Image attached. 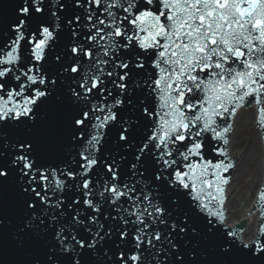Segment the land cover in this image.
Wrapping results in <instances>:
<instances>
[{
    "label": "snow or ice",
    "instance_id": "obj_1",
    "mask_svg": "<svg viewBox=\"0 0 264 264\" xmlns=\"http://www.w3.org/2000/svg\"><path fill=\"white\" fill-rule=\"evenodd\" d=\"M41 4L23 0L19 13L25 18L13 23L14 38L0 47V122L32 119L55 91L60 74L75 84L69 86L70 98L88 107L71 118L76 159L68 166H38L31 158L32 140L11 145L18 153L11 167L0 163V178L18 170L36 198L25 200L30 212L12 236L32 253L29 264H100L93 253L106 256L97 245L113 237L115 264H140L142 246L155 248L162 239L166 247L156 249L163 256L159 264H245L244 256H264V239L241 241L238 248L236 233L223 234L217 227L225 220L220 207L228 182L224 173L234 165L225 148L211 145L228 143L232 125L227 118L249 103L264 130V0H72L85 14L61 21L69 29L72 62L56 56L60 73L55 75L44 63L60 24L43 18ZM55 7L67 11L62 2ZM50 14L60 21L57 11ZM80 28L87 29L83 42ZM146 59L153 69L144 82L154 100L151 107L135 89L129 92L132 74L145 69ZM85 62L87 71L77 81L72 74L79 75ZM141 121L148 122L143 136L137 131ZM62 123L54 108L41 131L52 151ZM206 134L210 151L222 159L205 158ZM97 167L104 173L100 181L92 179ZM165 193H171L166 206L161 203ZM122 201L131 205L120 209L126 214L120 217L124 227L109 226L101 234L102 204L115 207ZM37 202L46 208L42 216L36 214ZM258 203L264 206V188ZM61 218L66 225H79L80 234L64 227L54 231ZM129 225L136 251L125 252L119 242L129 236ZM6 229L0 216V240L7 238ZM259 232L264 237V224ZM53 237L55 243H49Z\"/></svg>",
    "mask_w": 264,
    "mask_h": 264
},
{
    "label": "bare ground",
    "instance_id": "obj_2",
    "mask_svg": "<svg viewBox=\"0 0 264 264\" xmlns=\"http://www.w3.org/2000/svg\"><path fill=\"white\" fill-rule=\"evenodd\" d=\"M255 116L256 110L253 106L238 110L233 118L232 131L227 143L228 153L235 154L237 162L225 190L226 201L222 207L225 211L223 224L235 223L245 216L247 223L240 233L243 242H249L256 235L258 213L249 209L252 207L264 173L262 142L260 132L255 126ZM247 135L251 139L245 145Z\"/></svg>",
    "mask_w": 264,
    "mask_h": 264
},
{
    "label": "water",
    "instance_id": "obj_3",
    "mask_svg": "<svg viewBox=\"0 0 264 264\" xmlns=\"http://www.w3.org/2000/svg\"><path fill=\"white\" fill-rule=\"evenodd\" d=\"M13 18H15V20H16V17H14L13 16ZM11 23H12V20H8V26H9V30H11V28H12V25H11ZM15 23V22H14ZM11 25V26H10ZM57 40H58V43L60 44V45H62L63 43H62V41H60L59 39H58V37H57ZM58 43H56V42H53V44H52V47H56V46H58ZM59 51H63L64 53H65V55L66 54H69V52H68V48L66 47V48H61V49H59ZM57 67V66H56ZM56 67L54 68L55 69V71H56ZM82 74H83V70H82V67H81V72H80V74L79 75H77V74H75V76H76V79L77 78H79L80 76H82ZM71 81V80H70ZM55 92L56 93H59V89L55 86ZM91 99V98H90ZM92 100V99H91ZM85 106H86V108H85V110L87 109V107H88V105L87 104H85ZM83 107V105H80L79 106V109L80 108H82ZM71 114V113H70ZM41 118H43V116H41ZM67 119H69V117L68 118H62V120L65 122V121H67ZM64 126V125H63ZM69 126H71V125H69ZM63 128V127H62ZM68 129H70V128H68ZM64 131V130H63ZM70 135L68 136L69 137V140L71 141V132L69 133ZM69 140H67V141H65V140H63V141H65L64 142V144H61L60 145V147H62V148H67L68 146H70V142H69ZM73 144H74V142H73ZM226 147H227V144H226ZM229 156L230 157H233V158H235L236 159V155L235 154H229ZM66 157V156H65ZM97 177V174H94L93 176H92V179H95ZM101 179H103V177H100ZM6 196H8V195H6ZM224 196L226 197V194L224 193ZM2 197V194H0V198ZM26 197H27V199H29L30 197H29V195L28 194H26ZM6 199L7 200H2V202L6 205V206H11L12 204H13V201L14 200H9L8 199V197H6ZM128 207V206H127ZM103 208H104V210H105V215L102 217V219H104V220H111L112 222H119L120 221V217L122 216V213L120 212V210L119 209H116V208H118V207H113V206H111V205H107V204H103ZM108 209H112V213H108ZM249 210H253V208H250ZM106 217H107V219H106ZM111 217H116L117 219H115V220H113ZM6 220H11V219H9V218H5ZM14 220V224H12L11 226H9L7 229H6V231H7V238H5V239H3V240H0V264L1 263H8V261H9V259H4L3 260V254H4V252L5 251H7L8 250V252H9V250H14V249H19V250H23L24 251V254L26 255V257H33V255H32V253L27 249V247H24V248H21L20 247V245L19 244H17V243H14V241H13V239H12V234H10V233H8V230H12V231H14V228H15V226H17V225H19L18 224V220H21V219H13ZM111 223V222H110ZM238 223H242V224H244L245 226H246V223H247V219H246V217L244 216L243 218H242V220H236V222L235 223H230V224H217L218 226H221V227H225V228H233L236 224H238ZM64 225V223H60V224H57V226H63ZM109 226H112V224H109V222H105V229H102V232H104ZM233 226V227H232ZM221 227H219L220 229H222ZM237 229H241L242 230V227H239V228H237ZM220 232L221 233H223V234H226L227 232L225 231V230H220ZM241 233V232H240ZM13 234H14V232H13ZM240 235V234H239ZM107 239V238H106ZM229 239H232V238H229ZM253 238H251L250 240H252ZM50 241H49V243H55V240L54 239H52V238H50L49 239ZM241 240V239H240ZM249 240V241H250ZM114 241H115V237H113V240L112 241H109L110 243H114ZM188 243H189V241H187V245H188ZM235 243H237L236 242V240H235ZM244 243H247V242H244ZM7 246H8V248H7ZM1 250H4V251H1ZM17 251V250H16ZM156 259V258H155ZM150 261L152 262V263H155V261L156 260H153V259H150ZM19 264V263H18Z\"/></svg>",
    "mask_w": 264,
    "mask_h": 264
},
{
    "label": "rangeland",
    "instance_id": "obj_4",
    "mask_svg": "<svg viewBox=\"0 0 264 264\" xmlns=\"http://www.w3.org/2000/svg\"><path fill=\"white\" fill-rule=\"evenodd\" d=\"M251 137L247 135L246 140H245V145H247L250 141ZM237 173V172H236ZM251 200V199H250Z\"/></svg>",
    "mask_w": 264,
    "mask_h": 264
}]
</instances>
